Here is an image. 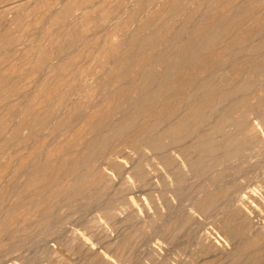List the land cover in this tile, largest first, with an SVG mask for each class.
<instances>
[{"label":"rangeland","instance_id":"rangeland-1","mask_svg":"<svg viewBox=\"0 0 264 264\" xmlns=\"http://www.w3.org/2000/svg\"><path fill=\"white\" fill-rule=\"evenodd\" d=\"M58 1L0 0V35L10 37L0 49V264H264V45L254 49L264 44V0H220L209 15L215 21L198 23L189 46L174 37L189 33L192 10L210 0L181 3L170 22L142 32L150 39L146 52L154 51L143 62L142 45L124 44L121 33L151 0H85L52 22ZM246 3L259 11L240 13ZM80 14L91 20L87 30L69 44L48 46ZM234 16L251 19L250 26L226 29ZM176 18L184 31L172 27ZM113 26L121 28L106 48L136 49L116 86L106 58L82 50L99 47ZM213 26L219 36L207 30ZM252 37L249 51L244 44ZM179 47L187 62L152 70L162 50L173 55ZM248 63L259 66L246 70ZM45 70L53 74L40 85ZM204 85L216 90L193 97ZM144 102L152 107L138 109ZM23 106L26 120L18 127ZM92 108L94 125L78 129V118ZM120 125L123 134L114 135Z\"/></svg>","mask_w":264,"mask_h":264},{"label":"bare ground","instance_id":"bare-ground-1","mask_svg":"<svg viewBox=\"0 0 264 264\" xmlns=\"http://www.w3.org/2000/svg\"><path fill=\"white\" fill-rule=\"evenodd\" d=\"M85 0H61V1H58L57 2V4H56V10H55V12H54V14L52 15V17L50 18V20L52 21V22H57L58 20H61V19H64L67 15H68V12L71 10V9H77V8H79L80 7V4L82 3V2H84ZM96 1V0H95ZM95 1L93 2V3H95ZM103 1V0H102ZM159 1H161V3L159 2ZM187 0H151L146 6H145V9H142V10H139L136 14H135V17L133 18V16L134 15H130L129 17H128V23H125L126 25L123 27V29H129L130 31H128L127 33L125 32V31H121L122 33L121 34H127V36L125 37V39H123V43L124 44H131V45H136V43H137V45H142V48H141V51H140V53H139V55H138V59L139 60H141L142 62H143V60L144 59H147L149 56H152V54L154 53V51L153 50H149L150 51V55L146 52L147 51V48L145 49V46H147V44H148V41H150V39L149 38H141V35H142V32L143 31H145V30H147L149 27L151 28V27H153V26H155V23H157L158 21H160L161 19H164V18H167L166 20L167 21H169L170 19H171V17L173 16L172 14H174L175 12H179V6L181 5V3H183V2H186ZM222 1V0H221ZM231 1L232 0H230V4H231ZM236 1V0H235ZM250 1H252L251 3H254L253 2V0H250ZM249 1V2H250ZM260 1V0H259ZM224 2H226V1H224ZM233 2L234 1H232V4H233ZM248 2V3H249ZM262 2H263V0H262ZM194 3V2H193ZM227 3V2H226ZM225 3V4H226ZM220 4V0H210L205 6H202L201 8H200V6L199 7H197L196 9H194V10H192V12L191 11H189V13L191 12L192 14H193V17H192V19H191V22H192V24H191V26H190V28L188 29L189 30V33H187V35H185L184 37H182L179 33H178V36H175L174 37V41L173 42H177V43H179L180 45H184L185 43L187 44V42H189V41H191V39L193 38V35H194V33L196 34V31L197 32H199L200 31V29H198V30H196V31H194V29L196 28V25L199 23L200 24V26L202 27V25H203V22L205 21V25L206 26H208V23H210L209 22V20L210 19H213L214 18V15L213 16H209L210 15V13L211 12H213V7L214 6H217V5H219ZM229 4V3H228ZM230 4H229V6H230ZM236 4V3H235ZM255 4V3H254ZM262 4H264V2L263 3H261L260 5H262ZM234 5V4H233ZM241 5V4H240ZM239 5V6H240ZM245 5H247L246 6V8H244V9H242L241 11H239L240 13H246V14H249V16H253L252 15V13L253 12H258L259 10L258 9H255L253 6H255V5H253V6H248V4L246 3ZM251 5V4H250ZM152 6V7H151ZM192 6V5H191ZM223 7V6H222ZM227 7H228V5H227ZM243 7V6H242ZM230 8V7H229ZM258 8V7H257ZM223 9H225V7H223ZM237 10H238V8H236ZM77 10H79V9H77ZM237 10H236V12H234V13H237L236 14V16L237 17H239V15H240V17H241V14H238V12H237ZM225 11V10H224ZM223 11V12H224ZM230 11H232V10H230ZM229 11V12H230ZM76 12V11H75ZM214 12H216V11H214ZM217 12H218V9H217ZM223 12H221V13H223ZM187 13V12H186ZM228 13V12H227ZM213 14H215V13H213ZM230 14V13H229ZM228 14V15H229ZM233 14V13H232ZM88 15V14H87ZM216 15V14H215ZM218 15V14H217ZM227 15V14H226ZM227 15V16H228ZM122 16V15H121ZM170 16V17H169ZM184 16V15H183ZM222 16H224V15H222ZM236 16H234V18H233V20L230 22V24H228V27L226 28V29H234V30H236L237 28L236 27H239V26H241V27H248V26H250V24H251V19H249V18H247V21L246 22H242V20L241 19H243L244 20V18H239L240 20H241V22L239 21V23H237V21L239 20L238 18H235ZM243 16H245V15H243L242 14V17ZM248 16V15H247ZM120 17V16H119ZM191 17V16H190ZM205 17V19H203ZM218 17V16H217ZM258 17V16H257ZM185 18H186V15H185ZM226 18V17H225ZM225 18H223V19H225ZM118 19V18H117ZM120 19V18H119ZM133 19H135L133 22H132V20ZM177 19V18H176ZM180 19H181V16H180ZM188 19V18H187ZM216 19V18H215ZM217 19H219V18H217ZM227 19H229V18H227ZM249 19V20H248ZM259 19V18H258ZM72 20H74L73 22H70L69 24H67V25H64L63 26V32H62V34H58V35H55V36H52V38L50 39V41L48 42V46H52V45H57V44H69L71 41H72V38L76 35V34H79V33H83L85 30H87V28H88V25H89V22H91V20H89V18L87 17V16H85L84 14H80V15H78L77 17H74V18H72ZM214 20V19H213ZM190 21V20H189ZM215 21V20H214ZM245 21V20H244ZM258 21V20H257ZM15 22V21H14ZM134 22H135V25H134ZM170 22V21H169ZM211 22H212V20H211ZM175 23H178L179 24V28H182V26H185L184 24H185V22H182V20H179V19H177L176 20V22L174 21V23H173V25H172V27L174 26V24ZM184 23V24H183ZM58 24V23H57ZM166 24V23H165ZM214 24H217V21H216V23L214 22ZM213 24V25H214ZM15 25V24H14ZM186 25H188V23L186 22ZM204 25V26H205ZM211 25V24H210ZM209 25V26H210ZM258 25V24H257ZM203 26V27H204ZM219 26V25H218ZM227 26V25H226ZM256 26V25H255ZM49 27V26H48ZM51 27V26H50ZM172 27H171V29H172ZM212 27V26H211ZM120 28L121 27H117V26H113L109 31H107L106 33H105V36H104V40L101 42V45L99 46V47H97V48H95L94 46L93 47H85V46H83V48H82V50L83 51H86L87 52V54H89L90 56L91 55H93V56H100V58H103V57H105L106 58V60H105V63H107V62H109L110 64L109 65H112V67H111V69H110V71H109V73L108 72H106L107 74V77H110V76H113V75H115V76H118V78H115V80H113L112 82H111V86H116V85H118L119 84V81H120V74H118V70H120L121 69V66H126L127 67V69H129V68H131V67H133V65H132V62H131V59L134 57V56H136L135 55V51H136V49L134 48V46L133 47H129V45H128V47L127 46H123V48L121 49V50H119L118 51V49L117 48H111L110 50H108L107 48H106V45L108 44V43H110V42H112V34H114V32H118L119 30H120ZM205 29H206V27H204ZM215 28H217V27H214L213 26V28H211V29H207L208 31H210V33H215L216 34V36H219L220 35V32L218 31H216V30H214ZM223 28V27H222ZM221 28V29H222ZM47 29V28H46ZM183 29V31H184V29H185V27L184 28H182ZM173 30V29H172ZM180 30V29H179ZM243 30V29H242ZM178 31V30H177ZM176 31V32H177ZM202 31H204V29H202ZM222 31H224V28H223V30ZM226 31V30H225ZM231 31V30H230ZM237 31V30H236ZM8 32V31H7ZM6 32V33H7ZM125 32V33H124ZM180 32V31H179ZM188 32V31H187ZM241 32H243V31H241ZM255 32H257V31H255ZM5 33V35H3V34H1L0 35V49L2 48V47H6L8 44H9V41H10V37H8V35ZM181 33V32H180ZM203 33H206V32H203ZM223 33V32H222ZM225 33V32H224ZM231 33H233V32H231ZM238 33H240V31L238 32ZM254 33V32H253ZM9 34V33H8ZM170 34V33H169ZM168 34V35H169ZM249 34V33H248ZM149 35V34H148ZM168 35H166V36H168ZM212 35V34H211ZM224 35V34H223ZM223 35H221V36H223ZM242 35V34H241ZM255 35V34H254ZM196 36V35H195ZM203 36V35H202ZM204 36H206V35H204ZM209 36V35H208ZM213 36V35H212ZM225 37H226V34L224 35ZM238 36V35H237ZM262 36H264L263 34H262ZM169 37V36H168ZM207 37V36H206ZM211 37V36H210ZM248 37V36H247ZM124 38V37H123ZM196 38V37H195ZM198 38V37H197ZM200 38V37H199ZM204 38V37H203ZM223 38V37H222ZM229 38V37H228ZM235 38V37H234ZM260 38V37H259ZM194 39V38H193ZM219 39V38H218ZM227 39V38H226ZM236 39V38H235ZM217 40V39H216ZM242 40V43H237L238 45H240V44H244L243 43V39H241ZM262 40H263V37H262ZM162 41V40H161ZM209 41H212V40H209ZM264 41V40H263ZM165 42H166V40H165ZM219 42V41H218ZM221 42V41H220ZM223 42V41H222ZM232 42V41H231ZM241 42V41H240ZM95 43H97V42H95ZM159 43V42H158ZM162 43V42H161ZM160 43V44H161ZM170 43V42H169ZM214 42H212V44H213ZM233 43V42H232ZM256 41L254 40V37H252V38H250L249 39V41L247 42V40H246V43L244 44V48H247V50H249L248 48L249 47H254L256 44ZM263 43V42H262ZM157 44V43H156ZM171 44V43H170ZM170 44H167V45H169L170 47L171 46H173V45H170ZM185 44V45H186ZM195 45L194 46H196L197 45V43L195 42L194 43ZM226 44V43H225ZM228 44V43H227ZM235 44V43H234ZM259 44V43H258ZM163 45V44H162ZM175 45H177V44H175ZM174 45V46H175ZM188 46H189V44H187ZM202 45H203V43H202ZM201 45V46H202ZM231 46H233L232 44H230ZM253 45V46H252ZM262 45H264V44H259V45H256L255 47H254V49H260L261 47H262ZM191 46V45H190ZM212 46V45H211ZM220 46V45H219ZM225 46V45H224ZM154 47V46H153ZM159 47V46H158ZM176 47V46H175ZM215 47H216V45H215ZM161 48V47H160ZM178 48V47H177ZM180 48V47H179ZM196 48V47H195ZM198 48V47H197ZM196 48V49H197ZM225 48H227V46L225 47ZM166 49V48H165ZM164 49V50H165ZM183 49H186V48H183ZM188 49V48H187ZM192 49V48H191ZM190 49V52L192 53V52H194V51H192ZM215 49H217V48H215ZM155 50V49H154ZM164 50H162V53L160 54L159 53V63H157V65H154V66H151V68H152V70H154V71H156L157 72V70L158 69H162L163 67H165V65H168V66H173L174 67V65H176V64H178V63H180L181 61H180V59H183V57L181 58V56H183V53H181L182 52V50H181V48L179 49V50H177V52L175 53V54H173V55H167V54H165L164 53ZM173 50H174V48H173ZM201 50V49H200ZM246 50V51H247ZM165 51H169L168 50V48L165 50ZM198 51H199V49H198ZM205 51V50H204ZM209 51V50H208ZM217 51V50H216ZM221 51V50H220ZM245 51V50H244ZM243 51V52H244ZM250 51V50H249ZM255 51V50H254ZM253 51V52H254ZM27 52V51H26ZM66 52V51H65ZM135 52V53H134ZM161 52V51H160ZM188 52H189V50H188ZM200 52V51H199ZM206 52V51H205ZM196 53V55H197V51L195 52ZM201 53V52H200ZM200 53H198V55L200 54ZM204 53V52H203ZM250 53H252V52H250ZM249 53V54H250ZM43 54L44 53H39L38 55H37V58H36V63L37 62H39L41 59H42V56H43ZM117 54H120L121 55V57L122 58H120V55H117ZM182 54V55H181ZM212 54V53H211ZM248 54V53H247ZM248 54V55H249ZM27 55V54H26ZM184 55H186L185 53H184ZM198 55H197V57H198ZM243 55V54H242ZM139 56H142V59L141 58H139ZM190 56H191V54H190ZM200 56V55H199ZM206 56H207V54H206ZM206 56H203L202 57V59L203 58H205ZM250 56V55H249ZM185 57H188L187 55L185 56ZM184 57V58H185ZM192 57V56H191ZM207 57H209V56H207ZM190 58V57H189ZM193 58V60H194V56L192 57ZM201 58V57H200ZM243 58V57H242ZM241 58V59H242ZM151 59H152V57H151ZM187 58H185V59H183L182 61H184V60H186ZM201 59V60H202ZM246 59V58H245ZM255 59V58H254ZM254 59H253V61H254ZM189 60V59H188ZM192 60V61H193ZM119 61H123V62H119ZM140 61V62H141ZM149 61H151V60H149ZM191 61V58H190V60L188 61L190 64H191V66H192V62ZM195 61V60H194ZM198 61H199V57H198ZM206 61V60H205ZM205 61H203L204 63H205ZM245 62H246V60H244ZM158 62V61H157ZM186 62H187V60H186ZM196 62H197V60H196ZM207 62V61H206ZM225 62V61H224ZM104 63V64H105ZM136 63V62H135ZM134 63V64H135ZM188 63V64H189ZM203 63V64H204ZM208 63V62H207ZM262 63V62H261ZM186 64V63H185ZM184 64V65H185ZM187 64V65H188ZM189 64V65H190ZM195 64V63H194ZM202 64V65H203ZM179 65H181V63L179 64ZM202 65H200L201 67H202ZM207 65V64H206ZM206 65H204V66H206ZM137 66V65H136ZM178 66V65H177ZM183 66V65H182ZM181 66V68H183ZM186 66V65H185ZM200 66H198V67H200ZM203 66V67H204ZM255 66H259V64H253V63H248L247 65H245L244 67H245V69L246 70H250L251 68H254ZM49 67V66H48ZM62 67H65V66H62ZM143 67V66H142ZM141 67V68H142ZM173 67H170V68H173ZM188 67V66H187ZM195 67V66H194ZM197 67V66H196ZM195 67V68H196ZM202 67V68H203ZM212 67V66H211ZM214 67V66H213ZM169 69V68H168ZM168 69H166V73H167V70ZM179 69V68H178ZM151 70V71H152ZM184 70H185V67H184ZM188 70H189V67H188ZM188 70H186V71H188ZM193 70V69H192ZM203 70V69H202ZM242 70V69H241ZM240 70V71H241ZM169 71V70H168ZM190 71V70H189ZM194 71V70H193ZM229 72H230V70H228ZM163 73V72H162ZM52 74H53V71H50V70H45L44 71V73L41 75V78H40V80H41V83H40V85L42 84V85H45L46 83H47V81L52 77ZM176 74H178L177 72H176ZM183 75V74H182ZM176 76V75H175ZM183 76H185V75H183ZM189 76V75H188ZM152 77V76H151ZM155 77V76H154ZM177 77H179V75L177 76ZM177 77L175 78V77H171L169 80H168V82L169 83H171V85H172V83H175V85L176 86H178L177 85V83H176V80H177ZM185 77H187V76H185ZM184 77V78H185ZM223 77V76H222ZM233 77V76H232ZM156 78V77H155ZM154 78V79H155ZM180 78V77H179ZM183 77H182V79L181 80H183L184 79ZM205 78V77H204ZM153 79V80H154ZM202 79V78H201ZM153 80H151V81H153ZM156 80V79H155ZM180 80V81H181ZM212 80V79H211ZM230 80V79H229ZM236 80V79H235ZM185 80H183V82H184ZM231 81V80H230ZM146 82V81H145ZM206 82V81H205ZM210 81H208V83H209ZM222 82H223V80H222ZM227 82H228V80H227ZM136 83H138V80L136 81ZM207 82L205 83V84H208ZM146 84V83H145ZM145 84H143V85H145ZM162 84V83H161ZM179 84V83H178ZM218 84V83H217ZM167 85V84H166ZM182 85V84H181ZM168 86V85H167ZM174 86V85H173ZM207 85H204V86H202V87H199V86H197L196 88H195V90H194V93H193V97H200V98H203L205 95H207V94H209V93H212V92H214L215 90H216V87H206ZM218 86V85H217ZM227 86H228V84H227ZM170 87V86H169ZM172 87V86H171ZM5 88V87H4ZM41 88L42 89H44V86H41ZM226 88V87H225ZM164 89V88H163ZM166 89V88H165ZM214 89V90H213ZM95 91V90H94ZM163 91V90H162ZM181 91V90H180ZM158 92V91H157ZM179 92V91H178ZM38 93H42V91L40 90ZM154 94V93H153ZM250 95V94H249ZM152 96V95H151ZM87 98V97H86ZM261 98V97H260ZM158 99V98H157ZM152 100V99H151ZM182 100V99H181ZM204 99H202V101H203ZM221 100V99H220ZM82 101V100H81ZM118 101V100H117ZM149 102H150V100H148ZM155 101V100H154ZM148 102V103H149ZM182 102V101H181ZM126 103H127V107L128 108H133L134 106H135V101H132V100H128V101H126ZM138 103V102H137ZM151 103V102H150ZM153 103V102H152ZM147 103H143L142 105H138V109H143L142 107H144V106H147L146 105ZM204 104V103H203ZM108 105V104H107ZM156 105V104H155ZM69 106L70 105H68V110H67V112L69 113ZM104 106V105H103ZM149 106H151V105H149ZM149 106H147V107H149ZM175 106V105H174ZM209 106V105H208ZM101 107V106H100ZM152 107V106H151ZM169 107V106H168ZM102 109H103V107H101ZM101 108H100V111H101ZM105 108V107H104ZM174 108V107H173ZM192 108H194V107H192ZM95 109L96 108H92L91 110H90V112H88V113H85V114H83V115H81L79 118H78V122H79V124H80V126H79V128L78 129H80L81 127H92L94 124H92V122L91 121H89L90 119H89V117L92 115L93 116V113L95 112ZM170 109V108H169ZM171 109H172V107H171ZM191 109V108H190ZM195 109V108H194ZM106 110V109H105ZM258 110V109H257ZM103 111H104V109H103ZM136 111H137V109H136ZM138 111H140V110H138ZM137 111V112H138ZM147 112V111H146ZM146 112H145V114H146ZM158 112V111H157ZM156 112V113H157ZM161 112V111H160ZM176 111L174 110V113H175ZM96 113V112H95ZM162 113V112H161ZM173 113V112H172ZM171 113V114H172ZM25 114V116H24V118H22V115H24ZM70 114H72V112L70 113ZM114 113H112V115H113ZM116 114H119V113H116ZM115 114V115H116ZM191 114V113H190ZM114 115V116H115ZM186 115H188V114H186ZM247 115H249V114H247ZM158 116V115H157ZM16 119L18 120V127H19V125L24 121V120H26V108L23 106V108H21V110L20 111H18V113L16 114ZM122 117V114H120V115H118V116H115V117H113V119H112V121H117V119L119 118H121ZM135 117H136V113H135ZM135 117H133V118H135ZM185 117H187V116H184V118ZM234 117V116H233ZM164 118V117H163ZM160 120L162 119V118H159ZM23 120V121H22ZM97 120V119H96ZM171 120V119H170ZM179 120H181V121H179V123L181 124L182 123V121H183V119H179ZM137 121V120H136ZM135 121V122H136ZM156 121V120H155ZM262 121V120H261ZM127 122H129V121H127ZM154 122V121H153ZM153 122H151L152 124H153ZM169 122V121H168ZM120 123V122H119ZM124 122H121L120 124H123ZM141 123V122H140ZM158 122H156V124H157ZM174 123V122H173ZM179 123H177V124H179ZM125 124V123H124ZM123 124V125H124ZM129 124H130V122H129ZM151 124V125H152ZM162 124V123H161ZM126 125V124H125ZM148 125V124H147ZM171 125V124H170ZM38 126V125H37ZM146 125H144V127H145ZM122 126L120 125V131L119 132H117L116 134H114V135H122L123 134V128H121ZM147 127V126H146ZM149 127V126H148ZM171 127V126H170ZM252 127H253V124H252ZM251 127V128H252ZM143 128V127H142ZM252 130V129H251ZM255 130V129H254ZM143 131V130H142ZM253 131V130H252ZM261 131H262V129H261ZM144 132V131H143ZM240 132V131H239ZM141 134H143V133H141ZM62 136H64V135H62L61 134V136H59L58 138H60V137H62ZM129 136V135H128ZM262 137V136H261ZM58 138H55V139H58ZM129 138V137H128ZM132 138V137H131ZM135 138V137H134ZM140 139V138H139ZM132 140V139H131ZM53 143H55L54 141H53ZM52 143V144H53ZM125 145V144H124ZM123 145V146H124ZM62 149V147H57L56 146V151L58 152V151H60ZM45 150V149H44ZM43 163V165L45 164L46 165V162L44 161V162H42ZM45 167V166H44ZM28 175V174H27ZM30 184L31 183H26L25 184V187L26 188H24L23 190H25V189H27V187L28 186H30ZM260 196V195H259ZM258 197V196H257ZM248 198H249V200L252 202V203H256L257 202V199L252 195V194H250L249 196H248ZM258 200H260V199H258ZM263 204V203H262ZM169 219V218H168ZM229 219H230V217H229ZM229 219H227L228 221H229ZM227 221V222H228ZM224 222V221H223ZM228 224V223H227ZM219 225V224H218ZM223 226H225L226 227V225H224V223L222 224ZM223 226H221V227H223ZM228 226H229V224H228ZM228 226L226 227V228H228ZM232 230V229H231ZM230 230V231H231ZM229 231V230H228ZM228 231L226 232V233H228ZM233 231V230H232ZM233 232H235V231H233ZM216 236V235H215ZM219 237V236H218ZM217 237V238H218ZM218 239H220V238H218ZM218 242V241H217ZM209 242H207V244H208ZM210 245H212V244H214V242L213 243H209ZM207 249H209V248H207ZM160 252V251H159ZM228 255V254H227ZM244 255V254H243Z\"/></svg>","mask_w":264,"mask_h":264}]
</instances>
